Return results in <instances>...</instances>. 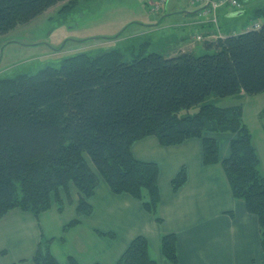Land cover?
<instances>
[{
  "label": "trees",
  "instance_id": "16d2710c",
  "mask_svg": "<svg viewBox=\"0 0 264 264\" xmlns=\"http://www.w3.org/2000/svg\"><path fill=\"white\" fill-rule=\"evenodd\" d=\"M71 1L0 0V36ZM254 14L264 18V6ZM147 45L138 54L84 52L64 59L60 67L0 78V219L14 209L39 217L54 201L62 211L59 194L73 184L80 191L79 217L68 223V230L93 213L90 199L103 177L112 192L138 199L163 222L158 214L160 164L138 159L134 144L155 137L164 147L180 146L197 138L205 164L216 165L220 142L209 134L227 132L234 138L223 170L235 198L259 218L264 235V174L243 106L207 102L213 95L264 93V24L207 40L198 55L164 56L149 53ZM184 110L189 112L182 115ZM187 177L184 167L172 180L175 192ZM177 239L172 233L161 242L163 255L173 264ZM51 243L40 242L34 264H62ZM129 245L117 264H158L146 237ZM71 264L79 263L71 259Z\"/></svg>",
  "mask_w": 264,
  "mask_h": 264
},
{
  "label": "crops",
  "instance_id": "0c3cea01",
  "mask_svg": "<svg viewBox=\"0 0 264 264\" xmlns=\"http://www.w3.org/2000/svg\"><path fill=\"white\" fill-rule=\"evenodd\" d=\"M192 5L198 8L199 17H205L203 35L210 36L216 27L207 22L209 17L201 16L205 4ZM228 10L223 13L228 19L242 13ZM164 22L153 25L160 27ZM220 22L225 24L224 20ZM252 28L246 25L240 30L237 24H230L219 32L226 37ZM189 49L195 53L193 46ZM209 136L220 142L221 162L216 165L205 164L203 143L197 138L180 146L164 147L155 137L134 144L132 153L138 159L160 164L162 199L158 214L163 222L144 210L138 199L128 194L117 195L102 181L90 199L91 216L82 217L79 225L68 230V223L79 217L78 193L70 200L62 199V211L55 204L39 217L14 209L1 218L0 264H34L33 258L43 239L52 240V253L62 264H71V259L79 264H117L138 236L147 238L158 264H173L163 255L161 244L162 238L172 233L178 238V259L174 264H264V235L259 218L248 211L244 200L235 198L222 167V162L231 155L234 137L227 132ZM257 151L264 174V151L262 154L258 147ZM184 167L187 181L175 192L172 180Z\"/></svg>",
  "mask_w": 264,
  "mask_h": 264
},
{
  "label": "rangeland",
  "instance_id": "374dc122",
  "mask_svg": "<svg viewBox=\"0 0 264 264\" xmlns=\"http://www.w3.org/2000/svg\"><path fill=\"white\" fill-rule=\"evenodd\" d=\"M201 2L72 0L70 3H59L33 22L0 36V78H14L18 74L27 73L37 74L50 65L60 67L64 59L84 52L95 56L111 49H122L127 55L131 50L138 51V54L146 43L149 53L176 55L180 52H193L189 49L193 46L195 54L198 55L207 40L222 36L219 32L221 27L237 24L241 30L246 25L255 28L264 24V18H256L254 14L257 7L264 6V0H239L242 4V14L230 19L223 17L224 11H229L230 6L222 0L216 2V6L212 5L205 15H201L209 17L207 22L216 27V30L206 37L203 35L205 29L202 28L205 25V17H199L198 8L192 5ZM67 8L68 11L65 10ZM193 16L198 17L192 19ZM198 18L202 20L199 21ZM163 20L165 22L160 27L153 25ZM222 20L225 24L220 22ZM187 36L192 38L186 39ZM199 37L202 40H198ZM207 102L222 107L242 105L245 122L251 129L256 146L263 154L264 93L240 94L224 99L213 95ZM196 110L197 107L191 108L190 113H195ZM188 112L184 110L182 115ZM262 167L264 169V165ZM100 181H104L103 177H100ZM69 190L61 191L59 198L70 200L78 193L80 199V191L73 184ZM54 202L58 205V202Z\"/></svg>",
  "mask_w": 264,
  "mask_h": 264
},
{
  "label": "built area",
  "instance_id": "2783aa9c",
  "mask_svg": "<svg viewBox=\"0 0 264 264\" xmlns=\"http://www.w3.org/2000/svg\"><path fill=\"white\" fill-rule=\"evenodd\" d=\"M202 2L204 1L205 5L207 4L209 6V4L216 6L217 3L216 2H222V0H201ZM224 2H227L228 6H230L231 8H235V9H240L241 8V3L239 2V0H223ZM209 12V9H205V13ZM259 26V25H258Z\"/></svg>",
  "mask_w": 264,
  "mask_h": 264
},
{
  "label": "water",
  "instance_id": "95a60500",
  "mask_svg": "<svg viewBox=\"0 0 264 264\" xmlns=\"http://www.w3.org/2000/svg\"><path fill=\"white\" fill-rule=\"evenodd\" d=\"M242 13H236L235 15H241Z\"/></svg>",
  "mask_w": 264,
  "mask_h": 264
},
{
  "label": "bare ground",
  "instance_id": "6f19581e",
  "mask_svg": "<svg viewBox=\"0 0 264 264\" xmlns=\"http://www.w3.org/2000/svg\"><path fill=\"white\" fill-rule=\"evenodd\" d=\"M198 40H202V38L201 37H199V38H197Z\"/></svg>",
  "mask_w": 264,
  "mask_h": 264
}]
</instances>
